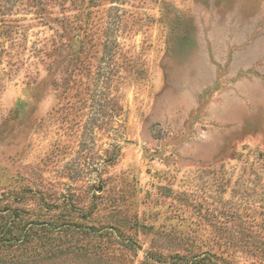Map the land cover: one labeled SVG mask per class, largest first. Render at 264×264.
<instances>
[{"label":"rangeland","instance_id":"1","mask_svg":"<svg viewBox=\"0 0 264 264\" xmlns=\"http://www.w3.org/2000/svg\"><path fill=\"white\" fill-rule=\"evenodd\" d=\"M1 219L0 264L263 247L264 0H0Z\"/></svg>","mask_w":264,"mask_h":264},{"label":"trees","instance_id":"2","mask_svg":"<svg viewBox=\"0 0 264 264\" xmlns=\"http://www.w3.org/2000/svg\"><path fill=\"white\" fill-rule=\"evenodd\" d=\"M231 220H235V218H230ZM16 219H11V220H0V242H5V241H17L20 240L19 242L26 241L27 238L29 237L28 232H24L23 237L19 239V237H15L13 234V229L16 227L14 224L16 222L14 221ZM17 221V220H16ZM241 221V219L239 220ZM264 223H262V226ZM67 224L65 225V229L59 230L58 232H61L63 234H69L75 231V232H81L83 234L86 230L85 229H80L79 226ZM59 229V228H58ZM83 232V233H82ZM229 232V231H228ZM241 231H236L234 234L228 233L226 236V239L224 242H222L223 249L221 250V254L217 253H199V254H177L173 256V259L171 262L164 261V260H158L155 256L154 253L149 254L147 256V259H149V263L147 264H154V262L160 263V264H245L244 261H240L237 259V257L240 256H255L259 257L262 255L264 252V246L260 247H254L253 249L246 245L243 241V238L241 237ZM222 234V233H219ZM239 234V235H238ZM13 238H10L11 236ZM238 235V236H237ZM127 241H129L127 239ZM261 243H264V240L262 238ZM134 242L131 241V245H133ZM240 254V255H239ZM250 264H261V263H250Z\"/></svg>","mask_w":264,"mask_h":264}]
</instances>
